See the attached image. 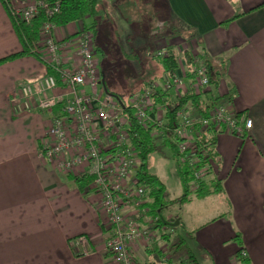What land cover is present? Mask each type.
I'll use <instances>...</instances> for the list:
<instances>
[{"label": "crops", "instance_id": "obj_1", "mask_svg": "<svg viewBox=\"0 0 264 264\" xmlns=\"http://www.w3.org/2000/svg\"><path fill=\"white\" fill-rule=\"evenodd\" d=\"M118 1L120 21L130 25L128 10L136 20L144 9L173 15L184 32L167 36L162 47L205 56L214 63L223 60L225 75L215 95L231 101L235 113L253 121L244 137L217 135L218 162L214 158L216 166L204 185L210 188L206 184L216 179L223 192L195 201L202 207L196 212L203 214L198 219L203 220L194 243L188 244L187 227L180 229L181 218L150 212L139 220L148 237L130 246L134 264H181L185 256L191 264H244V260L264 264V0H157L161 2L156 11L147 5L154 1L157 6L155 0L141 7L136 0ZM122 8L127 11L120 12ZM78 26H56L55 40L61 45L74 42ZM22 49L0 0V61L7 59L0 63V264H115L104 250L112 233L99 197L90 185L81 190L77 176L61 171L39 153L38 143L59 109L30 112L22 99H14L23 84L50 73L39 58H12ZM64 54L74 55L67 50ZM179 185L183 190L180 180ZM161 218L175 225L168 227L158 221ZM81 236L90 240L87 254L75 244Z\"/></svg>", "mask_w": 264, "mask_h": 264}, {"label": "built area", "instance_id": "obj_2", "mask_svg": "<svg viewBox=\"0 0 264 264\" xmlns=\"http://www.w3.org/2000/svg\"><path fill=\"white\" fill-rule=\"evenodd\" d=\"M1 1L17 24H29L44 13L46 20L40 29L39 44L43 51L40 50L39 59L50 73L23 84L14 99H22L23 108L30 112L48 113L54 108L59 109L43 138L42 154L67 174L92 178L90 187L99 197L106 226L112 233L104 250L115 264H134L130 246L148 237L139 220L151 210L146 206V187L133 175L139 170L141 159L130 142V119L122 101L109 95L103 85L99 55L92 37L82 33L80 46L73 57H69L64 54L67 49L55 40L56 25L51 21L61 12L63 0ZM167 55L169 47L166 46L154 58L161 60ZM192 58L191 68H188L187 59L181 53L178 72L173 79L164 76L126 101L125 106L131 109L140 125L151 123L161 128L165 123V108L154 104L155 95L158 92L162 96L166 92L184 94L190 76L198 91L212 90L204 60L198 54ZM224 100L227 99L215 104L208 101V113L203 116L188 107L180 109L175 128L169 130L174 144L172 151L177 162L188 167L193 192L199 191L213 172L211 150L198 141L210 130L217 131V135L226 133L244 137L253 127L252 119L235 113L231 101ZM156 134L160 133L157 131ZM75 244L87 254L91 243L89 238L81 236Z\"/></svg>", "mask_w": 264, "mask_h": 264}, {"label": "trees", "instance_id": "obj_3", "mask_svg": "<svg viewBox=\"0 0 264 264\" xmlns=\"http://www.w3.org/2000/svg\"><path fill=\"white\" fill-rule=\"evenodd\" d=\"M155 1L157 3V0ZM104 2L106 1L105 0H63L61 12L57 14L56 16H54L51 21L57 26H63V25H69L73 22L83 21L84 19L89 17L93 20V23H94L93 28H96L98 27L99 18L101 20H104V23L110 22L107 19L108 17V14H107L108 11L106 10L107 8L104 10H101V9L99 10V7L102 6ZM45 20H46V17L44 13L41 12L40 15L37 16L36 19H34L29 24H26V23L17 24L16 22L13 21L15 31L21 41L23 49H22V52L14 55L12 58H18V57H23V56L40 58L39 57V52L41 50V47L39 46L40 29H41V26L44 24ZM103 27H105V24ZM175 29L174 28L172 29L173 33L182 34L184 32L179 27L175 26ZM173 33H171V35H173ZM95 34L97 35V33ZM100 34H101V31L99 35ZM99 35H97V37H99ZM96 53H98L99 55L101 54L105 56V58L107 59L106 52L104 54V51L102 48L96 47ZM130 53L134 55H131ZM130 53L126 55H127V58L131 59L134 66L135 64H138L139 61L140 62L143 61V59L137 54L133 52H130ZM192 56L193 55H190L189 52L188 53L186 52L184 54L185 59H187L188 68L193 63ZM105 58L104 60L106 61ZM179 58H180V54L176 51L174 47H171L169 48V55H167L165 58L161 60L155 59L153 61L157 63L156 66L154 65V63L152 64L151 61H150L151 63L148 62L149 65L145 64L147 67L145 66V72L143 73V75L146 78L144 79L143 82H146V83L143 84V86L145 87L146 85L147 87L149 86L150 83L157 81L159 79H162L164 76H168L169 78L173 79L178 72L177 70L179 68V61H178ZM202 59L204 60L205 66L208 69V75L210 78V85L212 87V90H209V91L199 90L198 91L193 86L194 84L192 81L193 77L190 76L191 80L189 81V85L186 88V91L184 92V94L181 95V94L166 92L162 96V94L158 92L154 97L155 99L154 104L156 106L158 105V106H162L163 108H165V116H164L165 123L163 124L161 128L160 127L156 128V126H153L151 123L140 125L138 121L135 120L131 109L128 106H125L126 101L128 99L133 97L138 91H142V90H139L138 88V91H133L129 93V95H124V94L119 95V94H116L110 91V89L108 88L107 82H105L106 91L108 90V92L114 94L117 98H119L120 101H122L123 106L125 108V113L130 119L131 127L128 129L131 135L130 142L132 143L133 146L136 147L138 154L140 156V159H141V165L137 172V178L139 180V184L145 186L147 189L145 198L155 199L154 206L161 204V199L165 195V188H164V185L161 183L160 179L149 170L150 169L149 159L154 153L161 150L162 149L161 147H168V148L174 149V144L171 141V135H170L171 132H169V130L172 131L177 124V121H176L177 112L180 109L188 107L190 110H192L193 113L203 116L208 113V109H209L208 101L215 104L221 100V97L215 95V92L218 90V85H219L221 77L225 75V73L223 72L224 70L221 69V66H223V60L219 59L217 61L218 63H214V61H212L208 57L205 58L204 56V58ZM6 61L7 59H3L2 61H0V63L6 62ZM129 67L131 66L129 65ZM157 68H159L160 70L159 73L157 71ZM157 131L160 134H156ZM198 142L204 148L212 147L211 156L212 158L216 159L217 155L215 153V147H216V142H217V131L210 130L208 135H205ZM177 170H178L180 184L184 190V195L177 202H181V203L189 202L190 198L188 196H189V193H191L190 182L192 179L190 176V172L186 165H181L178 162H177ZM76 181L79 183L80 189L82 190L85 188V186L91 183L92 178L88 176H83L81 178L80 177L76 178ZM207 185L210 188H205V185L203 183L199 191L196 192L199 195L198 196L199 198L205 197L209 194L223 192L222 186L216 181V179L206 184V187H208ZM146 206L150 208L149 206H151V204L148 203L147 205L146 203ZM151 209H150L151 212L153 213L156 212V210H154V207H151ZM158 221L163 223L161 219H158ZM241 257H242V254H241ZM188 258L189 259L193 258L191 253H188ZM242 258L246 259L245 257H242ZM244 264H248L247 260H244Z\"/></svg>", "mask_w": 264, "mask_h": 264}, {"label": "rangeland", "instance_id": "obj_4", "mask_svg": "<svg viewBox=\"0 0 264 264\" xmlns=\"http://www.w3.org/2000/svg\"><path fill=\"white\" fill-rule=\"evenodd\" d=\"M136 1L138 2L139 7H141V3L147 0ZM118 2V0H106V2H104L102 6L99 7V10H104L107 8V19L110 22L104 23V20H101L99 18L98 27L96 28H93V20L89 17H87L83 21L71 23V26L79 24L78 27H80V30L76 32L79 36L75 39L74 42L62 45V47L66 48L67 51H69V54L70 52L73 54L77 49V46H80V44L78 43L82 33L89 34L92 37V42H94L95 50L96 47H100L103 49L104 54L106 52L107 55L106 59L105 56L101 54L99 55L97 53L99 55L98 59L100 61V69L102 73L104 72V82H107L108 88L113 93L119 95H129V93L133 91H138V88L139 90H143L146 87V85L145 87L143 86V84L146 83L143 82L146 78L143 75V73L145 72V64H148V62L150 61L152 62V64L154 63V65L157 64L153 62L155 60L154 57L162 48H164L162 47L165 44L164 39L167 38V36L175 35L176 33H173L172 29H175V26H179L175 24L173 15L169 16L167 13L164 14L160 12L158 6L161 1L157 2V6L154 5V1L147 3V5L149 4V7H153V11H156L157 8L159 9L157 13L158 16L152 11L146 12L144 8H141L144 9V15L140 18V20H136L137 17L132 15L133 12H130L129 10L127 11L126 8H122L123 10H120V12L123 13V11H127L125 15L129 17V19L132 18L130 19V25L127 21H120L121 17L119 12H117ZM149 7H147V9ZM104 24L105 27H103ZM100 31L101 34L99 35ZM95 33H97L99 37H97ZM171 33H173V35H171ZM130 52H133L140 56L143 59V61H141L142 63L139 61L138 64H135L134 66L131 59L127 58L126 55ZM104 58L106 59V61L104 60ZM41 62L46 66V64L42 60ZM129 65L131 67H129ZM139 93L140 91H138L135 95H138ZM42 146L43 139L38 143V149L42 158L48 159L44 154H42ZM210 150H212V147H210ZM216 160L218 162V157H216ZM210 163L213 168L214 164L216 166L214 159H212ZM149 168V170L160 179L165 188V195L161 199V204L154 206L155 199L152 198L150 203L151 207H154V210L158 212L160 211L165 217L172 215L174 217L181 218L182 225H180L179 227L181 230L184 226L187 227L186 237L187 239L191 240L188 242V244L191 246V244H193L195 240V234L197 232L196 229L199 228V224L200 222H202L201 220H203L198 219L203 214L201 215L200 213H196L202 210V207H199L200 204L198 205V203L195 202L199 198V195L193 191L189 193L188 197L190 198L192 204L188 202H177L184 195V192L179 185L177 158L171 148L166 147L165 149L159 150L158 152L154 153L149 159ZM137 172H134L133 175L137 176ZM81 177L83 176L81 175L80 178ZM89 185H87V187ZM215 197L216 195L214 196V203L216 201ZM195 208L197 209L195 210ZM215 215H218L216 210H214V216ZM186 252L188 255L189 247L186 248ZM182 262L181 264H191L190 262L186 261V256L182 259Z\"/></svg>", "mask_w": 264, "mask_h": 264}, {"label": "water", "instance_id": "obj_5", "mask_svg": "<svg viewBox=\"0 0 264 264\" xmlns=\"http://www.w3.org/2000/svg\"><path fill=\"white\" fill-rule=\"evenodd\" d=\"M103 85L105 86V82H103ZM105 89H106V87H105ZM107 93H108L109 95H111V96L117 98L114 94L108 92V90H107ZM117 99H119V98H117ZM161 220H162V222H163L166 226H168V227H172V226L175 225V223L173 222V220L167 221V220H165L164 218H161Z\"/></svg>", "mask_w": 264, "mask_h": 264}]
</instances>
